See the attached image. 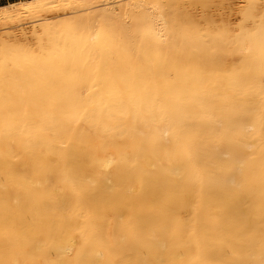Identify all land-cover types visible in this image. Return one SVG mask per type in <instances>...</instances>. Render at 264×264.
I'll use <instances>...</instances> for the list:
<instances>
[{"label": "bare ground", "instance_id": "bare-ground-1", "mask_svg": "<svg viewBox=\"0 0 264 264\" xmlns=\"http://www.w3.org/2000/svg\"><path fill=\"white\" fill-rule=\"evenodd\" d=\"M228 1L0 6V264H264V0Z\"/></svg>", "mask_w": 264, "mask_h": 264}, {"label": "rangeland", "instance_id": "rangeland-1", "mask_svg": "<svg viewBox=\"0 0 264 264\" xmlns=\"http://www.w3.org/2000/svg\"><path fill=\"white\" fill-rule=\"evenodd\" d=\"M11 0H0V4H3V3H11L10 2ZM20 1V0H18ZM222 9H225L224 12H228L229 14H232V10L230 9H233V6L230 4V2L228 0H223L222 2V5L220 6ZM229 7V11H226V8ZM236 18V14H233L230 16V19H234ZM37 24H34V25H31V26H36ZM231 27L232 28H235L236 30L239 31V21L238 20H233V22L231 23Z\"/></svg>", "mask_w": 264, "mask_h": 264}, {"label": "crops", "instance_id": "crops-1", "mask_svg": "<svg viewBox=\"0 0 264 264\" xmlns=\"http://www.w3.org/2000/svg\"><path fill=\"white\" fill-rule=\"evenodd\" d=\"M14 1H17V0H11L10 2H14ZM8 3V2H7ZM3 4H5V3H3ZM0 5H2V4H0Z\"/></svg>", "mask_w": 264, "mask_h": 264}, {"label": "trees", "instance_id": "trees-1", "mask_svg": "<svg viewBox=\"0 0 264 264\" xmlns=\"http://www.w3.org/2000/svg\"><path fill=\"white\" fill-rule=\"evenodd\" d=\"M18 1V0H17ZM17 1H14V2H17ZM14 2H11V3H14ZM6 4V3H5ZM5 4H2V5H5ZM8 4V3H7ZM2 5H0V6H2Z\"/></svg>", "mask_w": 264, "mask_h": 264}]
</instances>
